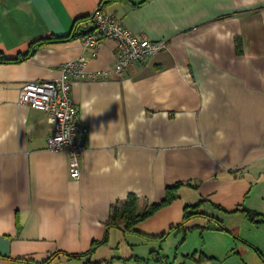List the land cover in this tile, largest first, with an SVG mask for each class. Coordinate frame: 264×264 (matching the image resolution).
<instances>
[{"label": "crops", "instance_id": "1", "mask_svg": "<svg viewBox=\"0 0 264 264\" xmlns=\"http://www.w3.org/2000/svg\"><path fill=\"white\" fill-rule=\"evenodd\" d=\"M98 8L165 46L120 75L71 79L88 129L72 178L67 152L46 147V114L17 97L66 60L113 67L112 38L98 37L94 55L79 35L61 38ZM42 38L61 39L0 62V264H150L153 250L168 259L169 234H180L174 263L201 251L208 257L186 261L264 264V222L244 210L264 216V0H0V53L15 57ZM176 181L189 184L138 232L106 225L113 204L158 202ZM197 202L215 220L195 215L169 229Z\"/></svg>", "mask_w": 264, "mask_h": 264}, {"label": "built area", "instance_id": "2", "mask_svg": "<svg viewBox=\"0 0 264 264\" xmlns=\"http://www.w3.org/2000/svg\"><path fill=\"white\" fill-rule=\"evenodd\" d=\"M93 29L81 35L84 46L96 53L98 37L112 38L116 43V59L111 69L88 70L83 57L66 60L58 66V74L46 80H28L21 84L17 101L43 111L52 126L46 139L50 151H66L68 154V175H79V156L85 148L87 127L78 121V110L69 93L72 78H105L120 75L127 65L142 60L164 48L165 40H150L135 34L125 27L119 19L108 12L95 9L92 13Z\"/></svg>", "mask_w": 264, "mask_h": 264}, {"label": "trees", "instance_id": "3", "mask_svg": "<svg viewBox=\"0 0 264 264\" xmlns=\"http://www.w3.org/2000/svg\"><path fill=\"white\" fill-rule=\"evenodd\" d=\"M99 10H101V9L99 8ZM93 22H94V19H93L92 14L77 18L73 22L70 34L63 36L61 38H66L68 36H70V37L78 36V35L81 36V35L85 34L88 30L93 29V27H94ZM61 38H42V39H39V40L35 41L34 44L32 43L33 45L32 44L29 45L28 49L25 53H22L20 55H16L15 57H6V56H4V54L0 53V62L13 61V60H18L20 58H25L27 55H29L33 51L35 46L38 45L39 43L48 42L51 39L52 40H58ZM183 184H189V183L185 182V181H176L174 183L166 185L164 188V194H163L162 199L160 201L152 202L150 204H144L141 206V208L138 206L137 200L135 199V197H133V195H129L126 198V200H124L118 204L112 205L111 213H110V215L106 221V225L108 227L115 226V227H117L123 231L138 232L134 228V225L138 221L146 218L148 215L153 213L162 204H166V203L170 202V200L175 198L176 197V194H175L176 188H178L179 186H181ZM198 202L195 204H192V205H189V204L184 205L183 212H182V219L178 223H176L175 225L170 226L169 229H172V228L174 229V228H178L179 226H182V224L185 221H187L188 219H190L191 217H193L195 215H206L211 219L212 216L207 215L205 212L200 211V210H195V206H197ZM244 210H245L246 216L250 220L257 221V222L258 221L264 222V216H262V215L255 219V217L258 216V213L255 212L254 210H251L248 208H245ZM212 219H214V218H212ZM218 224H219L218 226L223 227L219 221H218ZM167 233H168V231L162 233L159 237H163ZM105 239H106V237L102 241H104ZM95 246H96V244H92L90 247L91 248L90 250H92ZM195 253H196V251H192L191 253L184 254L183 255L184 259L182 261L174 263L173 261H168L166 259V256L160 255L157 251L153 250L149 253V256L147 258L143 259V261H145L146 263L151 261L150 264H189L186 261V259H192L194 261L200 262L204 258L208 257V256L204 255V253L201 251L197 252L196 254ZM55 254H57V252H54L53 254H51L47 258V260H50ZM70 256H77V254L71 253Z\"/></svg>", "mask_w": 264, "mask_h": 264}, {"label": "rangeland", "instance_id": "4", "mask_svg": "<svg viewBox=\"0 0 264 264\" xmlns=\"http://www.w3.org/2000/svg\"><path fill=\"white\" fill-rule=\"evenodd\" d=\"M197 219H193L191 222H194ZM180 234L175 237L173 234H169V236L162 242L161 246H162V252L166 253L168 255V261L172 260L173 257V250L175 249V245L178 243L177 239H179ZM193 241H196L195 239L189 238L188 240V244H187V248H189V243H193ZM160 249V250H161ZM188 251L191 249H187ZM182 250L179 249L178 252L180 253ZM181 259V257L178 255L177 259L175 260V263H177L179 260ZM151 262V261H150ZM144 264V263H143Z\"/></svg>", "mask_w": 264, "mask_h": 264}]
</instances>
